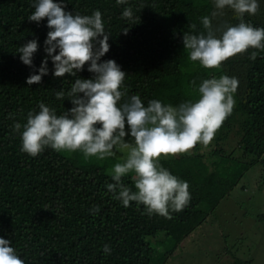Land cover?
Masks as SVG:
<instances>
[{
    "label": "trees",
    "instance_id": "trees-1",
    "mask_svg": "<svg viewBox=\"0 0 264 264\" xmlns=\"http://www.w3.org/2000/svg\"><path fill=\"white\" fill-rule=\"evenodd\" d=\"M195 1L64 3L65 10L73 14L101 12L105 31L110 34V49L101 62L115 60L127 74L122 91L126 89L129 96L139 94L145 106L153 99L178 106L197 98L199 85L211 71L189 60L183 34L206 33L201 23L203 16L212 19L213 28L239 22L233 10L215 9L213 0H206L202 6H195ZM34 2L0 0V238L11 241L10 246L25 264H136L141 249L153 251L154 245H159L164 257L208 220V246L211 244L212 252L217 250L218 244H223L217 233L228 223L229 216L222 210L217 216L216 207L228 193L232 195L250 166L261 165L264 155V52L253 61L249 57L254 49H249L216 69L213 76L235 77L238 87L233 94L234 109L215 133V147L206 156L215 162L214 167L205 166L203 156L197 153L162 159L160 163L165 168L188 182L191 200L182 211L171 213V219L149 216L143 205L133 201L124 207L113 199L106 187L113 181L108 167L97 164L100 161L82 163L73 154L51 148L36 157L21 151L14 123H26L27 113L39 111L40 102L54 108L57 115L63 114L73 105L67 97L57 99L55 93H67L76 78L93 76L86 64L76 77L65 74L56 78L48 58L49 71L41 83H26L31 74H39L50 30L46 19L39 23L28 20ZM257 2V14H245L244 20L254 27H264V0ZM125 7H131L132 19L122 18ZM214 11L220 14L212 17ZM191 24L196 25L195 30ZM33 39L38 42V50L29 67L20 60L17 49ZM122 181L135 191L132 178L123 177ZM200 193L206 198H200ZM94 207L99 211H93ZM105 245L110 254L103 251Z\"/></svg>",
    "mask_w": 264,
    "mask_h": 264
},
{
    "label": "clouds",
    "instance_id": "clouds-1",
    "mask_svg": "<svg viewBox=\"0 0 264 264\" xmlns=\"http://www.w3.org/2000/svg\"><path fill=\"white\" fill-rule=\"evenodd\" d=\"M116 3L124 5L128 0ZM213 3L217 10H233L239 22L213 28L209 16L201 17L206 33L183 34L189 60L206 70L220 69L228 59L254 49L249 57L254 61L264 52V27H254L245 22L244 16L257 14V0H213ZM33 7L28 20L39 23L46 19L50 30L44 41L47 55L39 74H31L26 83H41L49 71L48 58L56 78L65 74L76 77L86 64L93 76L76 78L67 93L63 90L55 93L57 99L67 97L73 105L63 114L57 115L54 108L40 102L39 111L27 113L26 123H14L13 130L21 138V151L32 157L45 148L79 151L85 159L99 160L120 151L124 153L122 160L109 171L113 183L106 184L113 199L121 201L124 207L134 201L143 205L149 216L157 214L171 219V213L189 205L191 194L188 182L165 168L161 158L188 153L198 143L205 147L210 144L234 109L233 94L238 80L223 74L213 76L201 82L195 100L173 106L153 99L145 106L139 94L129 96L126 89L121 90L127 74L115 60L101 62L110 49V34L105 31L99 10L91 15L73 14L65 10L64 0H35ZM218 14L214 11L212 17ZM132 17L131 7H125L122 18ZM190 27L196 29L195 24ZM127 31L123 30L125 35ZM37 50L38 42L33 39L18 47L17 52L21 54L20 60L31 67ZM129 174L135 191L122 181ZM93 211L98 212L99 208L94 207ZM10 244V240L0 238V264H25ZM103 251L110 254L109 246L105 245Z\"/></svg>",
    "mask_w": 264,
    "mask_h": 264
},
{
    "label": "rangeland",
    "instance_id": "rangeland-1",
    "mask_svg": "<svg viewBox=\"0 0 264 264\" xmlns=\"http://www.w3.org/2000/svg\"><path fill=\"white\" fill-rule=\"evenodd\" d=\"M206 0H196L195 6H202ZM216 69L210 71L208 78L213 77ZM128 129L126 128V131ZM127 139V138H126ZM211 141L205 147L197 144L190 152L181 155L197 153L202 155V163L209 169L214 167L215 162L206 157L209 151L214 148ZM73 154L83 162H93L98 160L97 164H102L107 168L109 174L111 165L120 162L124 153L117 151L113 159L106 158L99 160L96 157L85 159L83 154L77 152H66ZM169 158V157H168ZM264 155L261 157V165L250 166L236 187L232 195L228 193L224 201L216 207V215L227 211L228 223L222 225L221 237L223 244H218V249L212 252L213 247L208 246L210 242L207 234L210 231V223L207 220L202 226L196 228L189 238L185 239L170 254L163 257L164 250L159 245H154L155 250L141 249L138 252L136 264H264ZM167 158H161V160ZM124 177L132 178V174ZM230 194V195H229ZM200 198H206L204 193H200ZM208 199V197H207ZM206 199V200H207ZM223 219V217H222ZM223 222V221H222ZM211 238V237H210ZM219 242V238H217ZM221 242V243H222ZM154 242L151 241L150 244ZM181 246H183L181 248ZM209 249H208V248ZM211 250V251H209ZM163 257V258H161ZM164 262V263H163ZM250 262V263H249Z\"/></svg>",
    "mask_w": 264,
    "mask_h": 264
},
{
    "label": "built area",
    "instance_id": "built-area-1",
    "mask_svg": "<svg viewBox=\"0 0 264 264\" xmlns=\"http://www.w3.org/2000/svg\"><path fill=\"white\" fill-rule=\"evenodd\" d=\"M263 160H264V158H263Z\"/></svg>",
    "mask_w": 264,
    "mask_h": 264
}]
</instances>
